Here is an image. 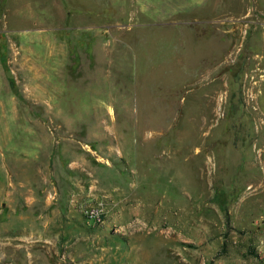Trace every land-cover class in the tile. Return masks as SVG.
I'll use <instances>...</instances> for the list:
<instances>
[{
  "label": "rangeland",
  "instance_id": "374dc122",
  "mask_svg": "<svg viewBox=\"0 0 264 264\" xmlns=\"http://www.w3.org/2000/svg\"><path fill=\"white\" fill-rule=\"evenodd\" d=\"M0 264H264V0H0Z\"/></svg>",
  "mask_w": 264,
  "mask_h": 264
},
{
  "label": "crops",
  "instance_id": "0c3cea01",
  "mask_svg": "<svg viewBox=\"0 0 264 264\" xmlns=\"http://www.w3.org/2000/svg\"><path fill=\"white\" fill-rule=\"evenodd\" d=\"M44 93L43 91L41 92V95H40V105H41V110H40V113L41 114H61L63 113L61 109L57 110V111H51L49 110L50 108H52L53 106H51L52 104L49 103V100L47 97L44 98ZM56 107L59 108L60 107V103H56ZM45 109V110H44ZM111 111V109H110ZM71 163V171L69 172V179H73L75 175L77 176H82V170L78 167V166H75V161H74V157H71V160L69 161ZM69 163V164H70ZM86 171V170H85ZM86 172H89L88 170ZM95 172V171H94ZM92 171V173H94ZM89 174L91 175V172H89ZM84 175V174H83ZM71 176V177H70ZM85 176V175H84ZM93 176V175H91ZM94 177V176H93ZM70 185V184H69Z\"/></svg>",
  "mask_w": 264,
  "mask_h": 264
},
{
  "label": "built area",
  "instance_id": "2783aa9c",
  "mask_svg": "<svg viewBox=\"0 0 264 264\" xmlns=\"http://www.w3.org/2000/svg\"><path fill=\"white\" fill-rule=\"evenodd\" d=\"M103 201H99L94 205L87 207L84 211L87 218L94 222H102L105 215V206Z\"/></svg>",
  "mask_w": 264,
  "mask_h": 264
}]
</instances>
